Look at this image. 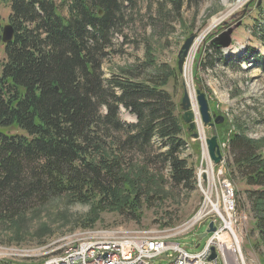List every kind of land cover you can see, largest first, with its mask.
I'll list each match as a JSON object with an SVG mask.
<instances>
[{
	"label": "trees",
	"instance_id": "trees-1",
	"mask_svg": "<svg viewBox=\"0 0 264 264\" xmlns=\"http://www.w3.org/2000/svg\"><path fill=\"white\" fill-rule=\"evenodd\" d=\"M1 1L9 4L14 32L0 65V221L14 223L37 202L61 194L100 195L99 203L109 196L121 208L124 190L134 187L124 170L127 155L150 157L156 137L166 147L159 155L172 181L184 188L195 182L194 169L179 157L191 134L184 138L187 125L161 88L165 74L142 81L123 70L103 78V59L140 0H61L66 15L55 0ZM168 1L178 13L183 0ZM260 34L264 42V27ZM119 104L135 122L121 121ZM229 145L228 165L257 187L245 193L264 246V155L240 132Z\"/></svg>",
	"mask_w": 264,
	"mask_h": 264
},
{
	"label": "rangeland",
	"instance_id": "rangeland-1",
	"mask_svg": "<svg viewBox=\"0 0 264 264\" xmlns=\"http://www.w3.org/2000/svg\"><path fill=\"white\" fill-rule=\"evenodd\" d=\"M251 1L183 0L176 13L168 0H140L138 8L127 11L125 17L128 21L115 35L111 51L102 62L105 82L123 70H131L133 79L142 81L152 76L159 80V76L165 74L166 81L161 88L169 93L180 115L179 104L187 91L197 125L195 131L199 136L196 139L191 135L186 138L187 144L180 150L179 157L186 160L188 167L196 170L195 182L184 188L172 181L170 167L159 155L166 147L161 146L160 139L156 137L153 139L155 146L148 155L150 157L133 153L127 155L124 170L134 187L128 186L133 189L132 192L124 190L126 203L121 208L119 205L115 207L109 196L99 203L100 195L97 198L93 195V199L89 200H77L69 194H61L43 204L37 202L23 215L14 218V223L0 221V262L47 264L63 257L67 247L102 242L125 244L134 238L143 240L163 236H170V240H175L190 253L201 250L211 235L207 232L199 238L207 231L206 223L195 234L171 235L192 215L201 199L200 161L203 159V164L208 162L202 153L205 139L212 135V129L204 126L205 138L202 141V128L195 115L198 109L195 90L202 86L209 96L210 112L224 118L217 125L218 140L225 142L222 149L226 155L225 176L235 188L238 212L242 214L238 233L243 259L245 264H264V246L258 239L245 193L257 187L248 185L235 165H228L232 158L228 138L236 132L257 142L260 146L258 153L264 155V42L262 35L261 38L258 35L264 27V0ZM55 2L66 15L61 0ZM257 2L260 7L255 6ZM9 13V4L0 0L1 31L9 23ZM235 14L242 17L234 21L232 16ZM238 20L241 23L235 26ZM224 26L233 27L232 42L229 48L216 53L213 47L210 48L211 41L224 33ZM191 33L196 34L193 42L196 48L190 50L183 71H179L177 53ZM203 33L204 36L199 39ZM3 44L0 38V65L5 56ZM116 91L119 90L116 88ZM118 112L123 123L136 121L135 115L121 104ZM137 186L140 194L133 205L130 202ZM196 243L198 246H195ZM229 247L233 250L230 243ZM230 250L229 256L233 254ZM166 261L165 257L159 256L151 264H166ZM218 264H222L220 259Z\"/></svg>",
	"mask_w": 264,
	"mask_h": 264
},
{
	"label": "built area",
	"instance_id": "built-area-1",
	"mask_svg": "<svg viewBox=\"0 0 264 264\" xmlns=\"http://www.w3.org/2000/svg\"><path fill=\"white\" fill-rule=\"evenodd\" d=\"M205 138L201 132V139ZM205 142V141H204ZM225 142L221 144L224 150ZM203 156L208 162L202 166V187L199 205L192 215L171 236H183L196 231L201 225L213 222L215 230L207 240L204 247L190 253L179 243L170 240V236L163 238H145L144 246L139 248L131 244L129 249H123V242H107L98 245L82 244V246L67 247L63 257L49 261L47 264H150V261L162 254H167L166 264H218L220 258L222 264H228L226 253L222 247L223 238L227 237L233 243L239 263L245 264L239 242V223L242 214L237 211V196L234 186L225 176V152L219 164H214L207 154L206 146L203 147ZM224 235V236H223ZM221 237V238H220ZM126 243H129L128 241ZM217 253L215 260H208L211 248ZM73 249V250H72ZM67 254V255H66ZM59 259V260H58Z\"/></svg>",
	"mask_w": 264,
	"mask_h": 264
},
{
	"label": "water",
	"instance_id": "water-1",
	"mask_svg": "<svg viewBox=\"0 0 264 264\" xmlns=\"http://www.w3.org/2000/svg\"><path fill=\"white\" fill-rule=\"evenodd\" d=\"M253 2V0L251 1V3ZM250 4V3H249ZM248 4V5H249ZM258 2L256 3V6H258ZM249 10V9H247ZM240 17H242V15L237 16L236 14L232 16V18H234V21L239 19ZM225 22H223L224 24ZM241 23L240 20H238L236 22L235 26H239ZM228 26H224L223 28H226L224 33L219 37L216 36L213 38V40L211 41V43L215 46V47H219V48H228L231 44V34L233 32V27H228ZM13 27L10 23L6 24L3 26L2 31H1V40L3 43H8L12 40L13 38ZM196 37L195 33H191L189 34L188 37L185 38L183 44L181 45L178 53H177V67L179 71H182L183 69V64L185 61V58L187 57L190 48L193 44V41ZM209 96L206 95L205 91H203L202 86H198V88L196 89V101L198 104V109L199 112L201 114V118L203 121V125L205 126H209L212 129V135L210 137L207 138L206 140V144H207V152L208 155L210 157V159L214 162V163H218L222 157L221 155V150L218 144V140H217V131H216V124H220L223 122V116L218 115L216 116L215 114H210L209 112V105H208V99ZM181 110L183 111L181 114V119L182 121L187 124V132H191V135L193 137H197L198 133L194 130L196 128V124L193 121V112L190 109V99H189V94L187 93V91H185L183 93V96L181 98L180 104H179ZM209 229L199 235V238L203 237L207 232H212L215 230V228L213 227V223L209 222ZM216 258V252L215 249L212 247L211 248V254L208 257V260H214Z\"/></svg>",
	"mask_w": 264,
	"mask_h": 264
},
{
	"label": "bare ground",
	"instance_id": "bare-ground-1",
	"mask_svg": "<svg viewBox=\"0 0 264 264\" xmlns=\"http://www.w3.org/2000/svg\"><path fill=\"white\" fill-rule=\"evenodd\" d=\"M240 1V3H242V2H244L245 0H239ZM232 9V8H231ZM235 10V9H234ZM217 21V20H216ZM212 26V25H211ZM204 36V33H203V35L202 36H200L199 37V39H201L202 37ZM198 43V42H197ZM193 44H196V43H193ZM192 44V46H191V48H190V50L192 49V51H194L195 50V48H196V46L195 45H193ZM193 47V48H192ZM190 52V51H189ZM190 91H191V93L193 92V90H192V87L190 86ZM192 97H193V94H192ZM194 105H195V103H194ZM195 109H196V106H195ZM195 115H196V117H197V121H198V123H199V126L201 125L200 124V119H199V116H198V109H196L195 110ZM195 118V117H194ZM201 127V126H200ZM201 175L202 174H200V177H201ZM201 182L202 181H200V185H201ZM224 236V235H223ZM163 237H166V236H163ZM163 237H155V238H163ZM154 238V239H155ZM221 238V237H220ZM223 245H222V247H223V249H224V251H225V253H226V258H227V262H228V264H240L239 263V261L237 260V253H236V251L234 250V248H233V243H232V241L230 240V239H228L227 237H224L223 238ZM135 244V245H137L139 248H142L143 246H144V243H143V240H139V239H131V242H129V243H125L124 245H123V249H126V250H128L129 249V246L131 245V244ZM229 243H230V245H231V247H232V249L233 250H230V247H229ZM229 250H230V252L231 251H233V254H230V256H229Z\"/></svg>",
	"mask_w": 264,
	"mask_h": 264
}]
</instances>
